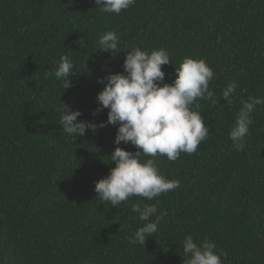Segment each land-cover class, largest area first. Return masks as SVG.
Returning a JSON list of instances; mask_svg holds the SVG:
<instances>
[{
  "label": "trees",
  "instance_id": "trees-1",
  "mask_svg": "<svg viewBox=\"0 0 264 264\" xmlns=\"http://www.w3.org/2000/svg\"><path fill=\"white\" fill-rule=\"evenodd\" d=\"M115 31L120 48L98 50ZM133 47L164 48V82L188 56L213 70L211 100H197L209 133L197 150L154 159L180 186L151 201L131 196L109 206L95 181L114 167L117 126L64 133L61 101L84 121H107L98 78L123 72ZM61 55L74 63L73 86L53 75ZM236 84L232 103L222 91ZM264 98V0H136L101 13L94 0H0V264H183L182 241L216 245L221 264H264V104L236 151L229 138L244 101ZM120 147L135 152L131 143ZM134 203L156 204L157 232L145 245L130 237L145 222ZM153 217L152 219H154Z\"/></svg>",
  "mask_w": 264,
  "mask_h": 264
},
{
  "label": "clouds",
  "instance_id": "clouds-1",
  "mask_svg": "<svg viewBox=\"0 0 264 264\" xmlns=\"http://www.w3.org/2000/svg\"><path fill=\"white\" fill-rule=\"evenodd\" d=\"M136 0H94L101 13L119 14L127 10ZM98 50L115 55L120 48V37L115 31L100 34ZM172 63L169 52L164 49L145 50L133 47L126 53L123 72L109 73L98 78L103 84L97 93V112L107 109V121L93 122L78 119L82 116L79 109L61 101L57 107L60 125L64 133L76 138L87 131L95 133L107 124L117 126L110 161L115 165L109 173L95 181V191L101 201L109 206H120L131 196L143 197L148 201L175 190L180 186L178 179L171 180L160 174L154 159L166 155L170 161L179 158L181 152L194 153L209 133L204 117L197 110L200 100L213 99L209 83L214 79L213 70L205 60L192 56L185 57L175 68V78L171 83L164 82L165 72L162 65ZM62 82L63 90L73 86L71 77L76 75L74 63L68 55H61L55 71L45 73ZM236 84L232 83L222 91L227 103H232ZM264 104V98H250L244 101L229 138L236 151L243 150V139L253 123L252 113L256 106ZM131 143L137 149L132 152L119 145ZM131 210L145 223L130 237V243L145 245L149 236L157 232L159 221L164 213L157 215L156 204L134 203ZM155 217L154 219H152ZM183 264H221L222 250L218 253L216 245L204 240L198 245L192 235L182 241Z\"/></svg>",
  "mask_w": 264,
  "mask_h": 264
}]
</instances>
